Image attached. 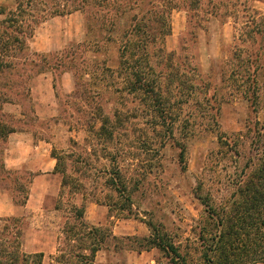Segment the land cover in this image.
Here are the masks:
<instances>
[{"label": "rangeland", "instance_id": "rangeland-1", "mask_svg": "<svg viewBox=\"0 0 264 264\" xmlns=\"http://www.w3.org/2000/svg\"><path fill=\"white\" fill-rule=\"evenodd\" d=\"M210 2L219 8L197 22L181 8L172 10L170 34L146 45L150 78L159 82L169 115L164 126L141 93L126 89L117 65L127 57H121L122 28L105 34L94 16L80 11L37 24L21 54L27 61L0 73V114L14 130L45 141L40 153L55 162L61 189L44 199L43 210L0 218V234L7 219L18 218L8 232L20 228L21 251L38 244L45 249L42 264H49L65 224L73 222L72 206H84L88 224L115 236L93 264H170L159 249L138 248L150 235L147 221L180 251L196 246L203 207L194 192L209 193L216 203L228 199L253 124H264V0H201V8L211 12ZM47 78L53 93L45 99ZM249 86L256 88L255 111L245 97ZM101 126L112 136L98 135ZM7 149L6 139L0 142V192L20 205L33 174L3 170ZM116 168L130 192V211L120 209L122 199L105 183ZM9 233L0 237L10 240ZM28 235L31 248H25Z\"/></svg>", "mask_w": 264, "mask_h": 264}, {"label": "trees", "instance_id": "trees-1", "mask_svg": "<svg viewBox=\"0 0 264 264\" xmlns=\"http://www.w3.org/2000/svg\"><path fill=\"white\" fill-rule=\"evenodd\" d=\"M209 4L211 12L201 8V0H0V73L9 74L17 64L15 62L27 61L21 54L29 49L28 41L38 23L80 11L87 17L94 16L105 34L114 35L122 28L121 34L126 39L121 57L124 52L127 57L125 60L122 58L123 62L119 60L117 65L124 69L126 89L141 93L154 118L160 119L158 124L164 126V119L169 115L159 82L150 78L149 71L154 74V70L149 64L146 45L155 35L170 34L169 16L172 10L181 8L188 19L194 17L197 22L205 15H214L219 8L216 3ZM132 37H135L134 41ZM104 70L109 71V68ZM255 89L249 86V93L245 96L252 111H255L257 102ZM0 116V142H4L16 130L3 121L2 114ZM253 125L246 162L240 175L232 180L234 189L228 199L216 203L209 193L194 192L203 207L195 237L196 246L181 245L180 251L166 233L147 221L150 235L141 239L138 248L159 249L170 264H264V124L255 122ZM98 132V135L112 136V132L104 126ZM183 151L181 144V156ZM233 153L239 156L236 147ZM104 155L111 162L116 158L109 152ZM52 157L58 160L57 156ZM1 168L4 170L2 162ZM110 173L112 176L106 179V185L122 199L120 209L130 211L132 202L124 177L117 168ZM113 206L117 207L116 204ZM71 212L73 222L65 224L63 242L59 243L57 253L51 257L49 264H93L96 253L115 239L106 229L84 220V206H72ZM18 221V218L7 219L0 235L9 233L11 224L16 227ZM12 229L8 234L10 240L0 237V264H42V253L21 251V230L18 227Z\"/></svg>", "mask_w": 264, "mask_h": 264}, {"label": "crops", "instance_id": "crops-1", "mask_svg": "<svg viewBox=\"0 0 264 264\" xmlns=\"http://www.w3.org/2000/svg\"><path fill=\"white\" fill-rule=\"evenodd\" d=\"M56 19L57 17L52 18L54 21ZM31 43L33 44V42ZM33 49L36 50L37 48ZM45 89H47V98L45 99H48L53 93L51 82L48 78L45 80ZM44 143L45 141H36L29 132L15 131L7 136L8 149L3 160L4 167L8 170L28 171L33 174V179L30 183L28 197L24 204L18 205L13 201L12 196L6 192H0V218L21 217L23 211H38L39 208L43 210L42 202H44V199L59 194L61 185L60 178L54 172L55 162L51 160L49 154L45 155L40 153V150L44 149V145H46ZM32 246V237L28 235L25 240V248H31ZM31 250L25 253H42L43 255L45 252V249L38 244Z\"/></svg>", "mask_w": 264, "mask_h": 264}]
</instances>
